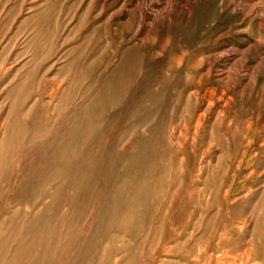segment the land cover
I'll use <instances>...</instances> for the list:
<instances>
[{"label":"rangeland","instance_id":"1","mask_svg":"<svg viewBox=\"0 0 264 264\" xmlns=\"http://www.w3.org/2000/svg\"><path fill=\"white\" fill-rule=\"evenodd\" d=\"M0 264H264V0H0Z\"/></svg>","mask_w":264,"mask_h":264}]
</instances>
